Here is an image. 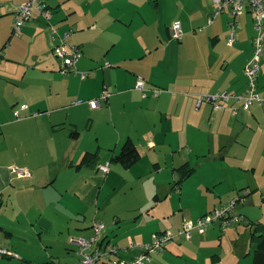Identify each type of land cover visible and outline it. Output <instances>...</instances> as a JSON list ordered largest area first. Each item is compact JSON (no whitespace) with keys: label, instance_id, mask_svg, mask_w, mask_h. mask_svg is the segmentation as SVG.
<instances>
[{"label":"rangeland","instance_id":"374dc122","mask_svg":"<svg viewBox=\"0 0 264 264\" xmlns=\"http://www.w3.org/2000/svg\"><path fill=\"white\" fill-rule=\"evenodd\" d=\"M28 1L0 0V16L4 14L0 17V52L6 59L22 63L11 66L16 74L12 75L16 76L13 91H25L31 83L45 86L49 74L43 70L48 65L47 60L50 57L56 59L54 52L47 54L44 51L42 36L47 35L44 29L47 27L48 30V24L37 12H33L32 19L23 27L22 35L16 34L14 12ZM138 2L143 6L140 13L119 8L113 0H45L44 4L46 12L52 16V25L61 21L70 26L71 45L75 44L74 35L89 43L88 50L95 55L91 61L95 68L100 69L109 61L117 66L126 58L131 61L130 67L145 70L149 80L168 92L173 93L172 85L178 89L175 86L186 78L203 80L207 87L212 83L213 87L204 95L216 92L217 85L225 81V75L232 78L239 70L243 75L247 52L244 50L237 57L232 56L234 49L241 44L245 46L254 32L252 14L240 16L237 45L229 47L227 14L223 13L209 24L207 10L211 16L216 10L212 0ZM57 4H61L60 10L54 14L49 6ZM95 20L98 21L97 31L85 32L88 31L87 24L91 26ZM176 22L187 27L182 41L173 40L167 34L166 24L169 23L171 28ZM27 26L30 28L25 30ZM217 35L220 40L214 46L212 38ZM51 39L55 47L56 39L52 35ZM0 61L5 60L0 57ZM260 66L263 76L264 60ZM56 70H60V64ZM186 105L181 99L166 102L172 119L158 125L159 140L166 142L173 138L176 151L173 154L169 150L163 151L157 161L152 149L141 145L138 136L134 137L142 158L129 169L111 161L114 149L111 137L116 136L112 117L104 113L89 117L84 107L79 108L76 118L80 132L78 143L89 147V151H98L100 165L110 164L109 174L91 167L80 171L62 169L53 185L41 187L42 181L33 186L23 181L14 184L20 190L16 199L12 189L5 193L0 248L11 250L18 257L0 253V264H75L79 259L78 247L72 241L87 237L95 222L105 225L103 236H107L106 241L110 240V246L119 248L131 242L138 244L142 238L149 240L165 229L175 233L183 220L195 221V216L211 212L215 205L228 204L233 199H241L236 213L251 221L264 222V130L261 128H264V104L255 103L247 113L239 109L236 115L228 106L221 115L213 116L210 123V105L205 102L201 109V129L188 128L187 145H182L176 130L188 114L191 119L195 116ZM118 107L115 108V122L120 127L130 128L132 122L143 121L138 112L118 115ZM153 135L152 127L150 130L148 127L146 138ZM186 161L196 169L195 174L181 190H172L175 185L172 183L180 177V171L175 168ZM47 162L48 158H45L43 163L50 170ZM157 162L160 171L156 169ZM248 193L251 195L246 197ZM2 225L12 232V237L1 229ZM248 225L234 224L222 228L224 231L216 226L191 242L175 239L166 251L151 256V264H211L214 255L221 258L217 264H252L254 249L250 240L252 230ZM179 241H183L182 244Z\"/></svg>","mask_w":264,"mask_h":264},{"label":"crops","instance_id":"0c3cea01","mask_svg":"<svg viewBox=\"0 0 264 264\" xmlns=\"http://www.w3.org/2000/svg\"><path fill=\"white\" fill-rule=\"evenodd\" d=\"M23 1L25 2L27 0H22V3ZM113 1L115 2L116 5L119 6V8L138 10L139 13L143 9L141 8L143 6H141L138 0H113ZM60 6L61 4H57V6L55 7L50 5L49 8L53 11L54 14H57L58 11L60 10ZM184 6L185 5L182 4V7ZM157 7H159V4ZM184 9H186V7H184ZM16 12L17 10L14 12L15 21H16ZM37 13L38 16L40 14L39 17L45 21V24L46 23L48 24V30H46L47 27H45L46 29H44L46 31L44 34L47 35L42 36L44 37L42 39L44 43L45 53L51 54L50 52L52 53L54 52L51 35L52 38H54L55 40L56 34L52 31V27L56 28V32L58 36L68 34V42L69 44L71 43L70 38L72 32L69 29L70 26H67V23H60L61 21H59L58 23H55L57 25H52L51 24L52 16L48 14L46 10L45 13H47L48 16L50 15L49 20L46 19V17L43 16L41 13L39 12ZM211 15L212 13L210 12V10H207V16L209 17V20L211 19L210 17H212ZM2 16H4V14L1 15L0 17ZM226 16L225 17L227 18L226 23L228 29L229 15L227 14ZM38 21L42 22L41 20ZM97 22L98 21L95 20V23L92 24L91 26L90 23L87 24V26L89 25L88 31L85 32L97 31V26H96ZM166 25H167L166 28L167 34L170 37L169 32L171 25H169V23ZM182 27L183 30L185 28L187 29L186 26L184 28V25H182ZM29 28L30 26H27L25 30H28ZM37 28L40 31V28L39 27ZM194 33L197 34L196 31ZM20 35H22V32ZM255 35L256 32L254 31L252 36L249 39H247L245 46L241 44L239 47L234 49V53L232 56L233 58L242 54L244 50L248 54V56L245 57V61L243 62L244 65L243 75L242 73H240V70L236 72L232 78L229 77L230 75H225L224 77L225 81L224 82L221 81V83L217 85L218 88H216L217 89L216 92H211V93L222 92L223 90L230 92L232 94H240V93H247L246 90H249L251 88L250 81L249 79H247L248 77L245 74L244 69L247 63L252 59L254 54L253 40ZM74 36H75L73 40L75 43L74 45L80 47L82 51V57L77 64V68L79 72H83L82 71L83 69L87 70L86 72L89 73V76L86 79H82L81 75L77 73H73L72 75L62 74L61 72L62 61L61 59L59 60V58L54 55L56 59L50 57V59L47 60L48 65L43 70L44 72L49 74L46 79L45 86L44 85L38 86L31 83V87L27 88V90L25 91L24 90L13 91L14 89L12 88V84L16 82L15 79L16 76H12V75H16V74L15 72H13L15 71V68L11 66H14L13 65L14 63L16 64H22V63L16 59H12V58L6 59L5 55H3V60L5 61L3 62L0 61V76L2 77V79H0V200H1L0 220L4 213L5 193L12 189V191H14L13 196L16 199L19 194L20 188L19 189L16 188L14 184L17 185V183L20 181L27 182L29 185L32 186L35 185L38 181H42L40 184L41 187L45 185H53L54 181L57 179V175L59 171H61L62 169H66L68 171H73V170L80 171L83 168H86V167H82L80 169L78 168V165L81 163L86 153L88 154L96 153L98 156L97 164L95 166H91V168H96L97 170H99L101 166L109 165V169H110L109 163L100 165L98 151L96 152L89 151L88 150L90 149L89 147L88 148L82 147V145L78 143L80 132L77 129L79 123H77L78 121L76 120V118H77V110L79 108L84 107L85 113L90 114L89 117H95L99 113L109 114L112 117V128L114 129L116 136L111 137L112 139H114V142L112 143L114 149H112L113 155L111 159H114V157L120 153L122 147L127 142V140L131 139L137 145V142L134 140V137L137 136L139 138L141 145H143L146 148L152 149L153 154L155 155L154 159H157V161L159 160L158 156H160V154L163 151L169 150L172 154L176 151L174 149L175 146H174L173 138L171 139L168 138L166 142L159 140L160 131L158 129V125L160 123L172 119V115L169 109L165 107L166 102H168L169 100L181 99V101L184 102L185 105L187 104L186 106L190 108V113H193L195 115L192 116L193 119H191V117H189L188 114V116H186V118L184 119V122L180 125L179 129L176 130L178 136L180 137L182 145H187L188 128L191 127L193 129L195 128L201 129L202 118L200 117H203L201 114V109L205 103L200 108L197 107L194 108V105H196L197 102L195 101L200 96L207 94L205 92L207 91L208 88L213 87L212 83L209 87H207L205 81L203 80H199L197 78L189 79L185 77L186 79L183 83H180V85L175 86L178 89H174L173 88L174 85H172V89H173V93H172V92H168L167 89L161 87L156 82H152L151 80H149L150 79L148 78L149 74L147 72H144L145 70L141 69L140 67H135V68L130 67L129 66L131 64L130 59L124 58V62H121L120 60L117 66L111 65L112 67L109 68L105 67L106 63H110L109 61L101 65L100 69L95 68L94 64H92L91 62L95 55L88 50L89 43L83 42V40H81L77 35ZM184 36H185V32H184ZM12 37L13 35L10 36V38ZM218 40H220L218 35L212 38V42H211L212 45L215 46ZM227 41H228V36H227ZM236 45L237 44H235L234 46ZM234 46H229V47H234ZM151 53L152 52H150V54ZM85 55H87V57H85ZM263 60H264V56L262 58L261 64L263 63ZM1 62L5 64H2ZM59 64H60V70L57 71L56 69L57 67H59ZM230 65L231 63H229V66ZM90 72L93 73V76L92 73ZM260 73H261V66L258 74L256 91L259 93L260 92L264 93V88H263L264 74L262 76L260 75ZM140 78L144 79L146 82V87L148 89V95H149L148 97H143L142 93L135 88L136 82ZM105 87H107L109 91L112 93L108 102L102 103L100 108L97 109L91 108L88 102L97 99L101 95ZM153 89H162L163 92L158 97H154L153 95H151ZM209 93L210 92H208V94ZM78 98L82 99L83 102L77 104L79 100L76 101V99ZM24 103L29 105V109L25 111H21L24 119L18 120L14 115V111L16 109H19L21 105H24ZM255 103L252 104L250 110L248 111L243 108V104L238 103L235 100H231L230 102L223 103L224 107L218 111H215L213 109V106L210 103H208L210 105L209 121L211 123V121L213 120V116L221 115L222 114L221 111L227 109L228 106L236 115L239 109H242L246 113L250 112L252 107L255 105ZM237 106H239L240 108H236ZM117 107H118L117 109L118 115L121 112H123L126 115H131L133 112H138L140 113V115H142L143 121L140 123L132 122V127L130 128L120 127V124L115 122V116H116L115 108ZM195 109L197 110V112L195 111ZM206 110H208V107ZM37 112L38 114L37 116H35L34 114ZM196 117L197 119H195ZM148 127L149 130L152 127L154 131L153 137L146 138L145 133ZM261 128L264 130L263 127ZM73 132H78L79 135L72 136ZM45 158H48L47 164L50 167V170H48L47 165L43 163V160ZM156 164H157L156 169L160 171L161 170L160 164L158 162ZM186 164H189L190 168H192L190 162L186 161L175 169H177L178 171L179 168L183 167ZM14 167H21L22 169H26L28 172H31L30 173L31 176L19 177L18 175H15V173L13 172ZM194 170L196 171L195 168ZM195 171L193 172V174H191L189 179L195 174ZM189 179L187 178L186 180H184L181 186L178 187L179 189L178 188L177 189L181 190L183 184ZM176 181L172 183V186L174 185V183L176 184ZM11 186L13 188H11ZM174 187L175 185L172 187V190ZM250 195L251 193L250 194L248 193L246 197ZM155 197L158 196L156 195ZM155 200L158 201L159 197L158 199ZM225 204L220 203L219 205H215V207H220ZM205 214H207V212ZM205 214L200 216H195L196 220L190 222H197L198 219L203 217ZM245 217L249 220V222L251 221L249 217L247 216ZM185 222L188 221L183 220V222H181L180 229L183 227ZM261 223L264 222L261 221ZM215 227L220 229L221 231L225 230L222 229L220 224H215L211 228L209 227L210 229H208L205 233L203 232V234L194 231L192 238L190 240H188L184 236H177L175 239L184 240V242H191L194 240L196 236H204L209 232V230L215 229ZM1 229L4 230V232L7 231L4 225L1 226ZM166 230L170 231V229H165L164 231ZM178 231H176L175 233H177ZM88 232H89L88 236H90L92 234V231L91 232L88 231ZM6 233L11 237L13 236L11 231L9 232L7 231ZM153 236L152 238L146 241L142 240L143 238L140 239L141 242H139L138 244L148 243L152 241ZM105 237L107 236L104 235V238ZM181 242L183 241H179V243ZM171 243L169 244V246L171 245ZM119 249H120V257L121 255L126 256L127 257L126 260H130L134 258V256L140 254V250L138 248H132L131 245L129 244L124 247H119ZM214 256H212L211 264L219 263L221 261V258L219 257V260L214 261L213 260Z\"/></svg>","mask_w":264,"mask_h":264},{"label":"built area","instance_id":"2783aa9c","mask_svg":"<svg viewBox=\"0 0 264 264\" xmlns=\"http://www.w3.org/2000/svg\"><path fill=\"white\" fill-rule=\"evenodd\" d=\"M45 0H30L22 4L16 12L15 31L19 36L22 32L23 26L29 22L33 16V12H39L46 19H50L47 13H45L46 6ZM215 5V12L210 17L209 24H213L219 16L223 13L229 15L228 21V44L234 46L237 41L239 18L245 14L253 15V28L256 35L253 40L254 54L252 59L245 66L244 72L247 75V79L250 81V90L247 93L232 94L227 91L212 93L203 95L197 101V108H200L205 102L210 103L215 111H218L224 107L223 103L235 100L238 103L243 104L245 110H250V107L255 102L264 104V98L257 92L258 74L260 71V64L264 56V0H213ZM204 29H201L202 31ZM52 31L56 34V45L54 47V54L62 61V71L64 74L79 73L82 79H86L89 76L87 72H79L77 64L82 57L80 47L71 45L68 42V34L58 36L56 28L52 27ZM182 24L176 22L170 28L171 39L181 41L184 37ZM105 67H112L110 63H106ZM63 74V73H62ZM135 88L142 93L143 97H148V89L146 82L143 79H139L136 82ZM163 92L162 89H153L152 94L154 97H158ZM111 97V92L107 87L104 88L103 93L99 98L89 101L91 108H100L103 101H107ZM83 101H78L77 104ZM29 109V105H21L19 109L14 111V115L18 120L24 119L21 111ZM38 112L34 115L37 116ZM100 170L104 174H108L110 169L109 165H103ZM14 172H17L20 177L31 176L27 170L13 168ZM241 199H233L228 204L220 207H215L213 211L205 214L198 219L197 222H185L183 227L179 229L177 233L171 231H161L153 236L152 241L148 243L136 244L131 243L132 248H138L140 254L134 256L130 260L123 259L119 256V248L110 246L109 241L103 236L105 225L99 222H95L92 225V234L87 237H81L73 240L78 247V261L75 264H151V256L155 253L165 251L170 242H172L177 236H184L188 240L192 238L193 232L205 233L209 227L220 224L222 228H227L234 224L249 223L244 215L235 212L238 202ZM0 253L8 257H18L17 254L11 250H5L0 248Z\"/></svg>","mask_w":264,"mask_h":264},{"label":"trees","instance_id":"16d2710c","mask_svg":"<svg viewBox=\"0 0 264 264\" xmlns=\"http://www.w3.org/2000/svg\"><path fill=\"white\" fill-rule=\"evenodd\" d=\"M0 57H3L1 52H0ZM108 100L106 102H108ZM104 102L105 101H103L102 103ZM75 135L78 136L79 133L73 132L72 136H75ZM141 158H142V155L137 145L134 143L133 140L129 139L122 147L120 153L117 154L114 157V159H112L113 160L112 162L121 164L124 168L129 169V168L134 167L136 164H139ZM97 161H98V156L96 153H89V154L86 153L81 163L78 165V168L80 169L82 167L95 166L97 164ZM178 170L180 171V178L179 180L176 181V184L173 190H176L179 186H181L183 181L186 180L187 178L189 179L191 174H193V172L195 171L194 168H190L189 164L184 165ZM155 199H158V197H155ZM0 205H1V200H0ZM248 224L250 225L251 230H252L251 232L252 235H251L250 240H251V244L254 249L253 264H264V223L250 221ZM213 260L214 261L219 260V256H214Z\"/></svg>","mask_w":264,"mask_h":264},{"label":"bare ground","instance_id":"6f19581e","mask_svg":"<svg viewBox=\"0 0 264 264\" xmlns=\"http://www.w3.org/2000/svg\"><path fill=\"white\" fill-rule=\"evenodd\" d=\"M250 90V89H249ZM247 91V90H246Z\"/></svg>","mask_w":264,"mask_h":264}]
</instances>
